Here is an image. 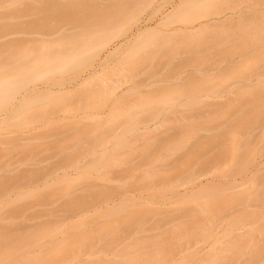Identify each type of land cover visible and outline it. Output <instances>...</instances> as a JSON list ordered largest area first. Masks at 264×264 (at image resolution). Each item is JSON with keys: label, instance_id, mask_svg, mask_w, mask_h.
Masks as SVG:
<instances>
[{"label": "rangeland", "instance_id": "1", "mask_svg": "<svg viewBox=\"0 0 264 264\" xmlns=\"http://www.w3.org/2000/svg\"><path fill=\"white\" fill-rule=\"evenodd\" d=\"M10 1L0 0V17L12 13ZM14 1L21 5L34 0ZM94 1L97 8L127 3L130 10L142 12L127 23L124 35L108 43L106 48L112 54L103 73V79H108L104 80L103 89L85 100L64 94L60 96L63 100L58 98L59 103L54 95L53 100L46 99L45 105L41 103L38 110L29 113L12 115L11 104L0 109V181L7 182L12 175L26 171L39 173L34 181L21 179L0 194V203L8 198L19 203L24 200L19 209L2 206L0 228L13 220L15 227L8 225L11 233L14 229L37 231L42 227L34 228L43 221L48 230H54L53 236L43 240L38 237L39 242L33 241L27 250H33L29 252L32 257L45 253L44 258L46 254L49 260L52 258L43 263V257L38 256L40 264H86L96 261V257L115 260L116 264H264V0ZM20 5L16 7L22 9ZM155 6L159 8L153 12ZM230 14L236 20L241 18L237 21L240 26L234 21H216ZM32 17L22 16L19 21ZM204 23H210L209 33L203 36L206 43L198 45L183 37L198 32L197 28ZM51 24L39 33L25 36L12 30L0 32V43L52 40L59 36V29L73 34L79 27L70 22ZM137 32L143 35L134 37ZM118 44H122L120 49L113 51ZM135 47L139 51L129 60ZM89 54L92 52L85 56ZM149 55L150 61L146 58ZM84 59L76 68L53 70L50 78L31 81L17 95L34 85L55 83L61 89L79 81L98 64L100 55ZM164 109L172 113L165 114ZM32 112L45 114L29 118ZM162 114L167 115L165 119L161 117L166 130L162 125L157 127L156 121ZM147 124L152 128L148 126L146 130ZM152 132L158 134L159 141L155 146H146L156 142L149 138L154 135ZM213 132L218 134L217 140L208 144L206 150L193 154L196 143L209 138L210 141L215 137ZM37 135L42 138L33 141V153L22 154L17 149ZM119 139L123 145L118 144ZM9 140H15L14 146L18 147L13 148L12 142L7 143ZM144 149L147 154L142 153ZM200 169L204 173L192 182ZM204 170L209 172L205 174ZM98 190L112 193L111 202H90L87 197L89 202L85 205L76 203L75 198L88 200L84 198ZM21 192H30L35 198L28 195L17 200ZM35 192L40 198L43 195L41 201L46 197L45 201L39 203ZM127 207L134 214L147 216L128 227L119 224L124 225L119 228L121 235L111 245L106 240L100 245L94 242L92 247L82 246V252L77 249L79 230L100 226L105 219L102 215L112 214L111 210L114 215L110 221L119 214L120 220ZM116 208L124 210L116 214ZM118 220L114 219V223L121 221ZM75 225L81 226L76 232L71 229ZM69 242H74L69 245L73 246L70 250L80 251L76 253L78 257L68 249V255L59 254L60 248ZM128 243L132 248L140 244L139 250L131 252ZM152 244L158 246L157 251ZM55 248L59 250L54 253ZM99 249L102 251L97 253ZM88 250L95 253L89 255ZM25 252L16 256L12 264H26ZM133 256L138 258L132 261ZM213 257L217 261L212 262ZM127 259L131 261L126 262Z\"/></svg>", "mask_w": 264, "mask_h": 264}, {"label": "bare ground", "instance_id": "2", "mask_svg": "<svg viewBox=\"0 0 264 264\" xmlns=\"http://www.w3.org/2000/svg\"><path fill=\"white\" fill-rule=\"evenodd\" d=\"M21 2H23V1H21ZM55 2H53L51 0H44V1L43 0L42 1L41 0H36V1L34 0L33 2H30V3L27 2V4H25L26 3V1H25V3L23 2L20 5L19 2L17 4V1L12 0L9 2V9L11 8L10 13L11 12L12 13L11 14L7 13L8 15L2 14L3 16L0 17V32H2V34L4 33V31L6 33V31L9 32V30H10V32H11V30H12V31H14L13 32L14 34L19 33L20 36H22L21 34L24 35L26 33V35H27L28 33L35 32V31H37V33H39V32H41V31H39L40 29H44L43 27H45L48 24L50 25L51 23H52L51 25H53V24H58L60 22H70V23H76L79 25V27L75 28L77 31L73 34H68L66 31H60L61 29H59V28L61 26L60 27L58 26L59 28L57 27V29H59V31H57V32H59V33H56L57 35L56 34L55 35L56 36L59 35V36L56 39H52V40H47V39H41L40 40L39 39L37 41H31L30 40L31 41L30 42V41H27L26 39L24 41L22 39H19L20 41L17 40L13 43L10 42V45L9 44H3V42H2L3 45H1V43H0V109L3 106H7L8 104H11L10 106L12 108V112H11L12 115L13 114L15 115L16 113L20 114V112L22 113L23 111L27 112V113H29L31 111H36V110H38L39 105H42V104L45 105L46 104V101H45L46 99H52L53 100V98H51V97H53L54 95H55L54 100L56 102H59V103H60V100L58 98L62 99L60 96H62L64 94H66V96L68 94H71L74 96L77 95L80 100H85L88 97H90L91 95H93L94 92L97 93L101 87H102L101 89H103L105 87L104 85H106L103 82L107 78V76H106V78L103 79L104 75H105V74L103 75V73L106 72L105 67H107L108 59L112 54V52L109 50V48H106L108 43L113 38L120 37V36L124 35L128 29L127 23H129L130 21L136 20L137 17L139 16V14H141V12H142L141 10H135V11L130 10L129 9L130 4H127V3H125V4L109 3V4H103L102 8H97V2L94 0H92V1H83V0L79 1L78 0V2L74 1V2H76L74 4L71 3L73 1H67V0H63V2L61 0L60 4L58 3V2H60V0L57 1L58 4ZM17 5H20V7L23 6L22 9L19 7L17 8L16 7ZM66 5H68V6H66ZM59 6H61V7H59ZM14 8H16V9H14ZM158 8H159V6H155L153 12L157 11ZM18 9H21V11ZM17 10H18V12L15 14V12ZM20 12L22 13L23 18H26V17L29 18L32 16L33 17L36 16V19H33V17H32V19H30V20L27 19L25 22L24 21L20 22L19 19L21 20V17H22ZM18 13L20 15H18ZM38 16H39V19H38ZM14 20L15 21L18 20L17 23H15V22L12 23ZM238 20H241V18H238L236 20V19H234L232 14H230V16L225 18V19H216V21H223L224 23H227L229 21L237 22ZM238 22H237V26H240V25H238L239 24ZM253 22H257V21L253 20ZM209 24L210 23H204L197 28L198 32L193 33V34H185V35H183V37L185 36L184 38L188 41H191V40L195 41V43L198 45H201V43L204 44V41H205L204 38H206V37H203V36L206 33H209L208 32L210 29ZM55 26H57V25H55ZM205 28H208V29L206 30ZM63 30H64V28H63ZM205 31H207V32H205ZM60 32H63V33H60ZM162 32L168 34L170 31L169 30L168 31L162 30ZM141 34L143 35V33L137 32L134 37L142 36ZM169 34H171V33H169ZM199 42H201V43H199ZM4 43H5V41H4ZM205 43H206V41H205ZM11 44L15 45V46H12ZM121 45L122 44H118L117 46H114L113 51L119 50ZM186 46H188V44H186ZM104 49H106V50H104ZM138 51H139V49H136V47H135L131 51L128 59L130 60L134 56V52L137 53ZM90 52H92V54L85 56L87 53H90ZM102 52L104 55H101ZM95 55H97V56L100 55V60L98 61V64L93 65L92 68L90 70H88L85 73V75H83L79 79V81H77L75 83L70 82L69 84H66L61 89H57L54 86L55 83H51V84L45 83V84L40 85V86L34 85L29 90H27L26 92H23L20 95H17L18 92H20V89L28 86V84H30L31 81L36 80V79H41V78H50L53 70L61 71V70H64L66 68H76L78 65H80L81 63L84 62L85 57H86V59H91ZM146 58L148 61L152 60L151 55L146 56ZM106 80H108V79H106ZM132 88H134V87L133 86L129 87L127 90L132 89ZM55 97H57V99ZM165 110L166 109H164V111ZM45 112H41V113H43L41 115H38L37 112H32L33 114L29 115V118L41 117L42 115L45 114ZM168 112L169 111L166 110L165 114H167ZM169 113H172V112H169ZM165 114H162V116L160 115L159 119L156 121V123L160 124V125L157 124L158 128L161 125L163 126V124L165 126V121L163 122V120L161 119V117H164V119H165V117H167V115H165ZM60 118H62V117L60 116ZM216 118L213 120L210 119L211 122L212 121L215 122ZM3 119H4V117H3ZM210 120H208V121L210 122ZM1 123L4 124V120H2ZM52 123H55V121H53ZM55 124H53V125H55ZM213 124L214 123H212V125ZM191 125L192 124H190L189 127ZM208 125L211 126V124H208ZM148 126L151 127L152 125L151 124L145 125L146 130H147ZM240 126H241V124H240ZM53 127L55 129V126H53ZM153 127L158 129L156 126H153ZM189 127H187V129ZM151 128H148V129H151ZM164 128L163 129L166 130V127H164ZM156 129H154V130H156ZM150 131H152V129L149 130V132ZM159 131H161V130L159 129ZM155 133L152 132V134H154V135L149 136V138L154 139L156 142H154V141H153L154 143L148 142L149 144L146 146H155L158 143L157 141H159V140H156L158 137V136L156 137V135H158V134L157 133L155 134ZM213 133L215 135L217 133L219 134L220 132L217 131V133L216 132H213ZM211 135H213V134H211ZM211 135H210V137H211ZM220 135L221 134H219L217 137H220ZM34 137L31 138V140H29V142H27L23 145L21 144V146L19 148H17L18 147L17 145L14 146L15 140L14 141L9 140L7 143L9 144L12 142L13 144H11V146H14L13 148L16 147L22 154L23 153L24 154H31V153H33L34 147H35V145L33 146V144H34L33 141H39L42 138L41 136H38V135L34 136ZM144 138H145V136H144ZM209 139L205 140L206 142L200 141V142L196 143V145L192 149L193 150L192 153L198 154L200 151H203L204 149L206 150L205 147H208V144L211 145L213 143L212 141L217 140L216 135H215V137L214 136L211 137L210 141H209ZM212 139H215V140H212ZM118 144L123 145V141L119 139ZM142 153L147 154V150L144 149ZM190 154H191V152H190ZM69 158H71V157H69ZM58 167L62 168L61 166H58ZM90 168H91V166H89V169ZM200 170L201 171L197 170L199 172H196V173L193 172V173L197 174L198 176H193V173H190L192 175H189V176L187 175L188 178L191 179V177L193 176L192 182L194 180L196 181L199 178V176L202 175L203 170L202 169H200ZM193 171H195V170H193ZM27 172L28 171H26V174H24L22 172L23 174H18V175L14 173L15 175H12L13 177L6 179V180H9L10 182L9 181L6 182L5 180L0 181V194L1 195L5 194V192H7L10 187L14 186L21 179H25V180L31 182V181H34V179L39 176L38 172H32V171H29L28 173ZM208 172H209V170H208ZM207 173L205 171V174H207ZM205 174H203V175H205ZM47 176L50 177L52 175L48 174ZM47 176H45L44 178H46ZM11 178H12V180H10ZM60 188L61 187H59V189ZM59 189H57V190H59ZM35 193H36V198L40 196V195H38L39 193H37V192H35ZM84 194H86V193L84 192ZM111 194L112 193L107 192V190L106 191L105 190H98L92 194H89V196L84 195V196H86V198H84V199H88L87 197H89L90 202H92L96 199H103L104 202L109 200V201H107V203H108V202H111L110 197L113 198ZM28 195L29 196L32 195L35 198V195L31 194L30 192H28V193L21 192L18 195L17 200L20 198L23 199V197L26 198L25 196H27V198H28ZM41 196L43 197V195H41ZM42 197L41 198L39 197L40 199H36V200L37 201L39 200V203H41L42 201H45L46 197H44L45 199L43 198L44 200L41 201ZM80 197L78 199L75 198L77 200L76 203L80 204V206L82 204L85 205L87 202H89V199L83 200ZM9 199L10 198L6 199V201L4 200L5 202L1 201L0 212H1L2 206H5L6 204H7V206L9 205V207L15 206L16 207V208L14 207L15 209H19L23 205L22 204L21 206H19L24 200H22V202L19 203V200L17 202V201H15L16 200L15 198L13 199V201L11 199L10 200ZM20 201H21V199H20ZM16 203H18V204H16ZM197 204H199V203H197ZM18 206H19V208H18ZM202 206H201V208H202ZM14 208H12V209L14 210ZM126 209L128 210V207L125 208V210ZM119 210H124V209H122V208L117 209L116 208V214H118L117 211H119ZM128 211H126V213L124 212L126 214V215H124V217H120L121 221L118 220L120 214L115 216V217L118 216V218H114V219L115 220L117 219L118 221H120L117 224L114 223V219H113V222L110 221V217L113 214V210H111L112 214L107 215L105 213L104 215H102L103 218H105L106 220L103 219L104 222L100 226H96L95 228H91L89 230H87V229L79 230V232H78L79 238L77 237V239H76L79 242L78 241L76 242L74 240V242L77 243V244L75 243L76 245H78L80 243L79 248H77V249H81L82 246L88 247V245H89V247H92L95 245L94 242H97L96 244L100 245L99 243L106 241V240H107L106 241L107 244L111 245L121 235L120 233H118V232H120V229H119L120 226H124V225L127 226L128 224H131L132 222H136V221L138 222V220L144 219L147 216L146 213L134 214L133 212H130V211L128 212ZM20 212H21V210L19 211V213ZM1 214L2 213H0V220L2 218ZM123 214H122V216H123ZM235 218L237 220V217H235ZM13 219H15V218H13ZM20 219L22 222V218H20ZM10 220H12V219L10 218L9 221ZM18 220H19V218H18ZM233 220L235 221V219H233ZM5 221H4V223H5ZM9 221H7V222H9ZM12 221L10 223H8L5 228L4 227L0 228V264H12L15 257L24 251H26L25 252L26 256H24V258L26 259V261H25L26 264H40V261H38L37 258H38V256H41L42 254H38L37 256L33 255V257H32L31 253H29V252L33 251V250L31 249L29 252L27 250L30 249L31 243H32V245L34 244L33 241L39 242L38 237H41L40 239L43 240V237L45 238L47 236H53L54 230H52V229L48 230V228H46L47 225L42 221L39 223V224H41L40 226H39V224H37V226L34 228V229H38L39 227H42V229L40 228L37 231H32V229H30L28 231L25 229L26 231L24 230V232H23V229H22V230H19V232L18 231L15 232L16 229H14V231H12L13 233H11V231L8 229V228H10V227H8V225L11 224ZM16 222H20V221H16ZM19 224H21V223H19ZM119 224H124V225H119ZM14 225L15 224H13V226ZM17 225H18V223H17ZM80 225L83 226V222ZM131 225H133V224H131ZM81 226L75 225L71 229L74 230V232H76L75 230L79 229V227H81ZM128 226H130V225H128ZM19 227L20 226H18V228ZM118 234H120V235H118ZM117 236H119V237H117ZM49 238H51V237H49ZM74 242H72V243H74ZM72 243L71 242L67 243L65 245L66 248L65 247L60 248V251H58V252H60L59 254H64V253L68 252L71 248L73 249V246L72 247L69 246L70 244L72 245ZM129 243H131V242H129ZM129 243H128V246L130 245L129 249L131 250V252L132 251L134 252V250L136 252V249L139 250L140 247L138 248L137 246H140V244L135 246L136 243L132 242V243H135V245H133V248L136 247L135 249H133L131 246L132 243L131 244H129ZM155 244L151 245L154 247V249L156 247ZM76 245H74V246H76ZM128 246H126V247L128 248ZM69 247H71V248L69 249ZM156 248L158 249V246ZM67 249H68V251H67ZM83 249L84 248H82L80 251L82 252ZM55 250H56V248L53 250L54 253H55ZM57 250H59V249H57ZM65 250H66V252H65ZM103 250H106V249L103 248ZM138 250H137V252H138ZM71 251H73V252H71ZM80 251L76 250L74 252V250H70L69 252H71L72 254L75 253L74 255H76V253L79 254ZM101 251H102V249H101ZM101 251L99 249L97 251V253L101 252ZM58 252H56V253H58ZM89 252L90 251L88 250V253ZM25 253H24V255H25ZM32 253L34 254V252H32ZM93 253H95V251L92 253H89V255H91ZM125 253H128V252L126 251ZM125 253H124V255L122 254L123 257L125 256ZM59 254H57V255H59ZM104 254H106V253H104ZM156 255H157V252H156ZM217 255L215 257H217V260H218ZM44 256H45V253L43 254V256H41V258L42 257L44 258ZM76 257H78V256L76 255ZM141 257L142 256H140V259H141ZM215 257L212 258V260L214 259V261H212V262L217 261ZM41 258L39 257V259H41ZM43 258H42L43 263H45L44 261L48 262L49 259L47 257V254H46V258H44V260H43ZM97 258L98 257H96V261H94L95 259H93L92 261H89L86 264H103V263L108 264V262H110V264H114V263L116 264L117 263L115 260L109 261L108 258L106 260H103V259L100 260L101 257L99 259H97ZM135 258L133 256V258L131 260L133 261V259H135ZM153 258H155V257H153ZM51 259L52 258H50V260ZM104 259H105V256H104ZM156 259H158V257H156ZM221 259L222 258L219 257V260H221ZM128 260H129V262L131 261L130 259H127L125 261L128 262ZM123 261H124V258H123ZM118 262H120V261H118ZM126 262H124V263H126ZM121 263L122 262H120V264Z\"/></svg>", "mask_w": 264, "mask_h": 264}]
</instances>
